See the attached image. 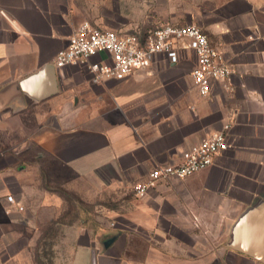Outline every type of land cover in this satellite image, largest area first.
I'll return each mask as SVG.
<instances>
[{"label":"crops","instance_id":"crops-1","mask_svg":"<svg viewBox=\"0 0 264 264\" xmlns=\"http://www.w3.org/2000/svg\"><path fill=\"white\" fill-rule=\"evenodd\" d=\"M83 22L139 37L195 25L230 76L200 97L196 56L181 41L175 64L158 54L123 80L91 84L83 69L53 65ZM46 66L52 94L35 98L48 73L20 89ZM223 131L228 147L209 167L134 195L153 168ZM42 161L60 188L121 199L69 225L70 264H264L229 246L241 217L264 203V0H0V264H33V208L47 209L48 223L64 211L57 186L40 184Z\"/></svg>","mask_w":264,"mask_h":264},{"label":"built area","instance_id":"built-area-1","mask_svg":"<svg viewBox=\"0 0 264 264\" xmlns=\"http://www.w3.org/2000/svg\"><path fill=\"white\" fill-rule=\"evenodd\" d=\"M181 41H185L183 47L193 51L196 56L190 76L198 95L207 97L212 82L225 86L230 70L222 54L210 45L207 36L195 25H162L139 37L99 30L83 22L69 38L67 47L56 54L53 65L57 69H83L90 76L91 84L119 81L136 70L148 68L152 57L158 54L175 64L178 61L176 44ZM228 127L225 125L224 130ZM227 147L224 131L212 134L199 145L185 151L178 164L153 168L146 181L134 186V195L141 198L159 182L183 179L206 169L213 163V158ZM6 200L15 203L12 196H7ZM17 209L22 210L21 207Z\"/></svg>","mask_w":264,"mask_h":264},{"label":"rangeland","instance_id":"rangeland-1","mask_svg":"<svg viewBox=\"0 0 264 264\" xmlns=\"http://www.w3.org/2000/svg\"><path fill=\"white\" fill-rule=\"evenodd\" d=\"M40 184L45 186H57V194L65 202V208L61 215L52 223L44 222L48 216V210L44 208H33L37 214L36 233L30 246L29 262L33 264H70L74 251V224L79 216L87 218L95 214L102 213L105 207L115 208L121 202V199L114 193L108 195L107 192H98L91 189L92 186L82 185L83 193H78L74 189L60 188V181L51 176L45 175L47 171L44 162L38 163ZM57 172V171H56ZM49 175V174H48ZM47 176V177H46ZM39 213V214H38ZM59 222V223H57ZM35 228V224H32Z\"/></svg>","mask_w":264,"mask_h":264},{"label":"water","instance_id":"water-1","mask_svg":"<svg viewBox=\"0 0 264 264\" xmlns=\"http://www.w3.org/2000/svg\"><path fill=\"white\" fill-rule=\"evenodd\" d=\"M52 66H46L36 74L19 83L21 90H27L46 73L50 74L48 88L35 98H43L55 90ZM108 243V240L106 241ZM229 246L257 260L264 261V203L250 208L233 228V239Z\"/></svg>","mask_w":264,"mask_h":264},{"label":"trees","instance_id":"trees-1","mask_svg":"<svg viewBox=\"0 0 264 264\" xmlns=\"http://www.w3.org/2000/svg\"><path fill=\"white\" fill-rule=\"evenodd\" d=\"M57 223H59V222H57Z\"/></svg>","mask_w":264,"mask_h":264}]
</instances>
